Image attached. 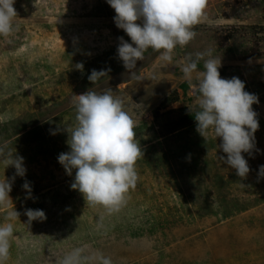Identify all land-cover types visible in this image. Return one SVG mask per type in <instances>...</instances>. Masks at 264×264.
I'll list each match as a JSON object with an SVG mask.
<instances>
[{
	"label": "rangeland",
	"instance_id": "rangeland-1",
	"mask_svg": "<svg viewBox=\"0 0 264 264\" xmlns=\"http://www.w3.org/2000/svg\"><path fill=\"white\" fill-rule=\"evenodd\" d=\"M14 7L16 30L0 36V147L22 156L26 173L15 176L9 193L8 208L20 216L11 221L6 264H57L84 246L113 264H264V0H208L207 21L187 46H177L172 63L161 66L149 49L135 75L118 57L119 38L131 39L107 0H15ZM208 49L221 59V77H238L259 100L255 148L242 153L246 178L219 159L227 156L221 138L210 132L205 139L197 124L180 120L184 110H199L196 73L190 84L180 65ZM93 69L110 71L93 85ZM110 88L137 122L144 152L136 188L111 214L88 205L71 188L76 170L70 176L58 162L70 150L64 129L75 122L73 96ZM15 172L0 162V180ZM8 208L0 206V225ZM26 209L43 210L46 219L29 224Z\"/></svg>",
	"mask_w": 264,
	"mask_h": 264
},
{
	"label": "clouds",
	"instance_id": "clouds-1",
	"mask_svg": "<svg viewBox=\"0 0 264 264\" xmlns=\"http://www.w3.org/2000/svg\"><path fill=\"white\" fill-rule=\"evenodd\" d=\"M107 3L115 10L116 26L131 39L129 43L120 37L117 53L133 75L137 61H144L149 49L160 54L161 66L171 64L177 46L183 48L194 40L195 28L208 19V0H107ZM14 4L15 0H0V36L9 37L16 30L14 21L18 14ZM202 60L203 71H199ZM221 66L220 57H214L211 49L197 52L195 58L189 55L180 65L184 79L190 84L196 73L197 132L205 139L210 132L215 139L221 138L219 148L227 156L219 159L235 169L238 177L246 178L250 166L242 153L251 154L255 148L259 121L253 104L259 100L257 95L245 91V83L238 77L222 78ZM76 68L83 71V64L78 63ZM108 71L93 69L88 79L94 85ZM136 79L144 78L136 76ZM72 105L75 122L65 123L64 129L69 134L70 150L60 153L58 162L70 176L76 170L71 188L82 193L88 205L102 206L109 214L118 212L139 180L136 164L144 152L135 131L138 124L127 110L125 100L114 96L111 88L101 93L88 90L75 95ZM13 153L0 147V162L5 168L12 166L16 170L11 180H0V206L5 208L12 202L9 193L15 176L23 177L26 173L24 158ZM259 175L264 176V165L260 166ZM22 187L30 196L29 182L25 181ZM25 215L29 224L46 219L40 209H26ZM19 216L14 208H8L5 215L8 222L0 225V264H6L9 259L15 231L11 221ZM57 264H113V261L102 252L89 251L84 246L65 253Z\"/></svg>",
	"mask_w": 264,
	"mask_h": 264
},
{
	"label": "trees",
	"instance_id": "trees-1",
	"mask_svg": "<svg viewBox=\"0 0 264 264\" xmlns=\"http://www.w3.org/2000/svg\"><path fill=\"white\" fill-rule=\"evenodd\" d=\"M185 85L183 86V89H185ZM169 101H175L176 100V94L174 92V96L171 95V97H168ZM198 110H184L183 111V114L182 116L180 117V120L182 122H187L189 124L191 123H195L197 124L196 120H195V113L197 112Z\"/></svg>",
	"mask_w": 264,
	"mask_h": 264
}]
</instances>
